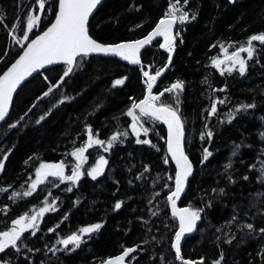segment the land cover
Here are the masks:
<instances>
[{"label":"trees","instance_id":"obj_1","mask_svg":"<svg viewBox=\"0 0 264 264\" xmlns=\"http://www.w3.org/2000/svg\"><path fill=\"white\" fill-rule=\"evenodd\" d=\"M42 1L45 12L29 33L39 0H0V77L54 22L59 0ZM174 7L186 19L171 49L156 42L142 68L82 56L60 85L68 66L18 93L0 126V241L17 220L51 208L0 252V264H104L128 250L125 264H264V0H106L89 33L105 45L137 42ZM239 57L244 68L234 64ZM147 73L157 78V106L181 120L193 165L179 207L197 226L182 246L183 262L167 130L136 110ZM82 150L81 176L69 180ZM101 159L106 168L93 178ZM45 164H63L68 179L48 177L32 190ZM76 235L78 242H67Z\"/></svg>","mask_w":264,"mask_h":264},{"label":"water","instance_id":"obj_2","mask_svg":"<svg viewBox=\"0 0 264 264\" xmlns=\"http://www.w3.org/2000/svg\"><path fill=\"white\" fill-rule=\"evenodd\" d=\"M106 0H59L58 12L52 25L32 40L17 61L0 77V126L11 114L15 99L21 89L43 72L68 66L58 85L74 70L82 56H102L122 62H132L143 67L141 57L156 42L164 46L172 41L179 24L174 19L163 20L146 38L131 43L105 45L94 40L89 33L90 24ZM157 78L150 80L143 74L146 95L136 110L158 120L167 130L168 154L178 171L176 191L170 196L171 211L179 222V236L175 250L183 262L182 246L197 226L196 216L188 208H180L182 198L193 172L185 150V132L181 120L172 111L157 106L154 87ZM132 250L104 264H125ZM186 264H194L186 261Z\"/></svg>","mask_w":264,"mask_h":264},{"label":"rangeland","instance_id":"obj_3","mask_svg":"<svg viewBox=\"0 0 264 264\" xmlns=\"http://www.w3.org/2000/svg\"><path fill=\"white\" fill-rule=\"evenodd\" d=\"M45 4L46 3L44 1L39 0V6H38L39 13H38V15H35L34 13H32V15L30 17L29 27H28L29 33H31L32 30L34 29V27H36V25H38L40 18L42 17L43 13L45 12ZM174 9H176V7L172 8V11L170 12L168 19H174L177 22H179L180 20L177 17L173 16ZM26 40H27V38L24 39V42ZM172 44H173L172 41H169L168 44L165 46V49L166 50L171 49ZM234 64H238L241 68H244V66H245L244 65V59L241 57L235 58ZM232 67L233 66H231V65H226L225 69L229 71L232 69ZM147 75L149 76L150 80L152 81L153 77L150 76L149 73H147ZM132 117L134 119V124L132 126V129H133L135 135L140 136L142 134V129L139 125L138 118L135 115H133ZM84 152L85 151L82 150V151H79L76 153V158H77L78 164H77L76 169L74 170L73 175L69 178V180L76 181L81 176L82 166L85 163ZM105 168H106V160L101 159L98 161L96 166L91 170L90 175L93 178H98L103 174ZM48 177H57V178H60L64 181L67 180L68 178L66 176L65 166L63 164H45V165H42V167L39 169V171L37 173V177H36L35 181L33 182L32 186H31V189L32 190L36 189ZM50 208H51V206L47 205L46 207H44L40 211L36 212L34 215L29 216V217H24V218L17 220L14 223L15 224L14 228H12L9 232H6L2 235L1 241H0V252L5 250L7 247L11 246L12 244H14L16 242V240L18 239V237L21 235V233H23L24 231H28L30 229L35 228L39 219ZM88 231L89 230H86L84 233H88ZM79 240H80V236L76 235V236H73L72 238H70L67 242L68 243H76Z\"/></svg>","mask_w":264,"mask_h":264},{"label":"built area","instance_id":"obj_4","mask_svg":"<svg viewBox=\"0 0 264 264\" xmlns=\"http://www.w3.org/2000/svg\"><path fill=\"white\" fill-rule=\"evenodd\" d=\"M173 16L177 17L180 21H184L186 19L185 13L179 8L174 9Z\"/></svg>","mask_w":264,"mask_h":264}]
</instances>
